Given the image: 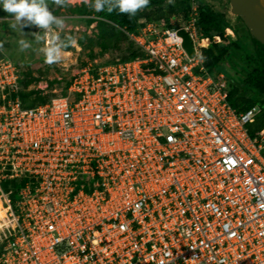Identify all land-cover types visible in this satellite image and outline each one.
I'll list each match as a JSON object with an SVG mask.
<instances>
[{"label": "built area", "instance_id": "1", "mask_svg": "<svg viewBox=\"0 0 264 264\" xmlns=\"http://www.w3.org/2000/svg\"><path fill=\"white\" fill-rule=\"evenodd\" d=\"M198 20L197 0L178 24L140 20L143 55L33 107L0 48V264H264L261 108L232 104Z\"/></svg>", "mask_w": 264, "mask_h": 264}, {"label": "rangeland", "instance_id": "2", "mask_svg": "<svg viewBox=\"0 0 264 264\" xmlns=\"http://www.w3.org/2000/svg\"><path fill=\"white\" fill-rule=\"evenodd\" d=\"M209 3L213 9L225 16L231 24L232 30L229 34L233 38H237L242 48L237 49L238 52L245 56L247 53L253 54L254 43L252 35L245 23L238 15L232 12L230 0H202ZM83 0H71V3L63 8L52 5L57 16L65 19V29L60 33L61 39L71 38L76 41L75 46L67 49V59L62 64L49 65L45 63L41 48L46 39L44 30L35 26L24 29L21 33L19 28L10 27L14 22L12 18L8 19L6 24H0V48L7 53L13 61L18 65L20 70V79L25 92H31L26 103L33 102L34 106L49 102L53 97L61 93H66L68 84L74 73L88 65L93 67L105 66L116 62L121 58L119 50L113 52H102L97 44L99 32L98 21H92L94 11L90 13H81L77 8L82 7ZM166 19L174 24L180 23L185 14L178 12L172 7V3L168 1L163 6ZM157 8H150L143 11V15L147 19L156 20ZM26 39L31 47L25 51H20L18 41ZM126 43H131V39L127 38ZM244 61L240 58L227 57L219 63L215 68L217 72L224 71L229 76L230 87L242 85L245 79ZM246 96L253 101L262 99L263 96H257L251 91L246 92ZM2 197H0V200ZM0 211L2 207L0 205Z\"/></svg>", "mask_w": 264, "mask_h": 264}, {"label": "trees", "instance_id": "3", "mask_svg": "<svg viewBox=\"0 0 264 264\" xmlns=\"http://www.w3.org/2000/svg\"><path fill=\"white\" fill-rule=\"evenodd\" d=\"M167 1L168 0H150L148 7L138 11L135 16L131 17L127 14H120L118 11L112 13H108L107 11L95 12L85 3L82 4V7L77 8V10L87 14L90 13L89 9L94 11V16L91 20L98 21L99 34L97 37V44L102 52L119 50L121 55L119 60H128L143 55V51L129 37L126 31H136L140 24V20H152L145 18L143 15V11L150 8L158 9V18L156 20L163 18L165 16L163 6ZM192 1L193 0H172V7L178 12H183L185 16H187L191 9ZM197 1L199 4L198 24L202 33L210 36L214 34L222 36V42L212 43L211 46L202 50L206 65L211 69H215L221 61L230 56H236V58H240V60L245 63L243 67L245 71L244 82L242 85L230 87V100L239 111H243L254 104L260 106L261 111L256 120L249 124L251 135L256 136L260 130L264 128V44L252 36L255 52L253 54L247 53L245 56H242L237 50L242 47L239 40L233 38V35L229 34V30L231 31L233 28L225 16L215 11L209 3L202 0ZM52 5L51 0H49L50 10H52L54 14L59 13V10H55ZM9 18H11L9 14L0 10V24H6ZM240 19L242 20V18ZM127 38L132 40L131 43H126L128 41ZM70 84L71 82H69L68 88ZM21 85L23 87L22 83ZM247 91H251L257 96L262 95L263 98L253 101L246 96ZM66 93H61L59 95H64ZM30 94L31 92L24 91V87L20 92L25 107L34 106L33 102L26 103ZM2 185L6 192L12 198H15L17 194L16 187H18L20 183L15 179H4Z\"/></svg>", "mask_w": 264, "mask_h": 264}, {"label": "clouds", "instance_id": "4", "mask_svg": "<svg viewBox=\"0 0 264 264\" xmlns=\"http://www.w3.org/2000/svg\"><path fill=\"white\" fill-rule=\"evenodd\" d=\"M95 12L112 13L135 16L138 11L148 7L150 0H83ZM172 3V0H168ZM58 7H65L71 0H51ZM0 10L9 14L14 20L10 27L19 28L21 33L25 28L35 26L44 30L46 39L41 52L45 63L62 64L67 59V49L73 47L76 41L71 38L61 39L60 33L65 29V19L57 16L49 8V0H0ZM20 51L31 47L26 39L18 41Z\"/></svg>", "mask_w": 264, "mask_h": 264}, {"label": "water", "instance_id": "5", "mask_svg": "<svg viewBox=\"0 0 264 264\" xmlns=\"http://www.w3.org/2000/svg\"><path fill=\"white\" fill-rule=\"evenodd\" d=\"M232 12L244 21L252 36L264 44V0H230ZM183 34L184 31H182ZM185 46L194 54L189 35H185Z\"/></svg>", "mask_w": 264, "mask_h": 264}, {"label": "bare ground", "instance_id": "6", "mask_svg": "<svg viewBox=\"0 0 264 264\" xmlns=\"http://www.w3.org/2000/svg\"><path fill=\"white\" fill-rule=\"evenodd\" d=\"M3 214H4V210L2 212L0 211V216H3Z\"/></svg>", "mask_w": 264, "mask_h": 264}]
</instances>
